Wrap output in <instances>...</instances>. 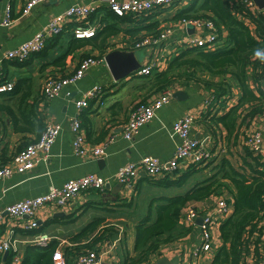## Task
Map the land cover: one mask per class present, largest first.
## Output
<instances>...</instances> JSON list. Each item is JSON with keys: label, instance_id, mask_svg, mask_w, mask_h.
I'll return each mask as SVG.
<instances>
[{"label": "crops", "instance_id": "0c3cea01", "mask_svg": "<svg viewBox=\"0 0 264 264\" xmlns=\"http://www.w3.org/2000/svg\"><path fill=\"white\" fill-rule=\"evenodd\" d=\"M188 1L179 0L178 3L153 9L140 15L133 14L131 17L127 15L123 19L105 15L101 9L92 13L93 15L90 13V16L70 17L66 20L64 31L47 35L45 46L31 53L25 62L19 63L15 59L6 57V51L33 36L37 31L46 29L52 15L64 11L73 3L96 5L107 3L104 0H42L35 3L29 12L23 13L25 0H0V18L7 14L9 7L12 14L9 24L0 25V76H4L7 81H13L14 84L21 77L31 76L33 83L29 90L28 101L23 102L24 107L27 108V103L40 96L37 106L44 117V122L59 120L62 123V129L52 144L47 158L41 159L26 171H15L11 175L0 177V212L11 202L43 193L52 184L62 185L67 179L89 171H95L110 178V183L104 189H86L63 207L42 205L37 212L40 225L35 228L26 230V217H12L4 212L0 233L12 234L17 238L18 251L22 257L21 261H14L12 251H7V253L5 251L3 253L4 264H23L24 251L28 243L33 242L32 237L35 231L47 233L50 239H58L61 250L66 245L87 244L94 241L92 246H83V248L97 249L104 264L109 262L127 264V261L130 262L129 264H159L158 259L163 255L168 258L178 256L177 264H225L214 262V257L218 247L224 241L220 224L227 216L215 215L217 218L214 224L215 246L210 250L195 254V250L201 243L202 215L216 212V203L220 196H228L233 200L236 186L230 178L222 175V161L226 158L238 167L242 164L246 155L247 134L258 128L264 131V110L256 113L249 121L248 119L242 120V116H239V124L230 137L227 136V129L222 122L211 121L209 117L205 119L204 113L211 111V113L218 114L228 110L239 99L241 93L239 85H233L232 94L227 95L225 100L224 96H217L215 90L211 87L208 89L204 83L191 79L183 82L185 77L182 78V76L162 88H156L151 86L152 82H149L151 74L139 73L137 71L139 67L132 73L116 78L105 59V61L92 64L80 78L66 83L59 94L49 98L41 95L42 82L48 73L67 74L75 68L83 55L87 53L101 55L100 43L105 45L104 54L114 48L136 50L138 47L130 46L131 41L136 35L152 30L150 25L155 21H159V27L174 25L172 39L185 34V31H202L203 28L198 27L195 30L193 25L184 30L179 20L180 17L174 16L177 8ZM259 9L264 16V7ZM243 18L254 28V22L246 16ZM115 21L120 27L118 31L106 36L95 32L96 36L91 41H85L90 36L81 38L73 33L77 25L85 26L93 23L98 30L102 25L105 26ZM223 33L226 34V30H223ZM175 47L169 43L165 47L146 45L141 47L142 56L139 51L137 56L142 64L160 56V65L155 69L162 70L168 67L177 45ZM202 74L207 78H220L219 74L209 72ZM119 79H121V85ZM249 83L257 89L253 78L249 79ZM95 84L103 86L104 93L101 100H93L80 110L87 138L90 143H99L110 134H115V137L107 143L105 154L99 157H94L90 151L86 153L75 151L76 132L71 126L72 116L79 111L76 99ZM168 86L174 87V91L184 89V97L172 95L171 99L158 108L156 115L144 123L132 138L125 137L123 135L124 125L135 103L152 98ZM26 89L22 88L21 92ZM210 94L214 95L215 99L212 103L206 104V98ZM0 97L3 98L4 95L1 94ZM14 103H17L16 99ZM184 112H192L196 115L191 132L195 136L200 133L203 142L215 149L213 158L199 164L180 184L160 183L156 178L163 175L152 176L143 170L133 188L123 183L120 185L116 171L122 163L131 159H139L145 154H155L162 159L172 156L180 140V136L173 130V123ZM208 120L214 122L215 130L212 129ZM19 122L24 124L23 121ZM30 127L25 130L16 129L10 113L0 108V164L9 160L20 147L37 135L36 127ZM189 166L185 163L179 168L180 171L170 175L171 178L177 177ZM214 173L221 179V182H224L217 187V192L191 201L182 213H185L188 206L195 205L199 208V214L193 220L180 217L177 225L170 232L173 238L161 242L155 251L148 254L147 258L134 261L140 251L135 245L138 222L150 211H152L151 220L156 217V208L157 204L162 201L161 197L184 193ZM58 210L64 213L56 214ZM92 221L95 223V228L85 230V226ZM83 229L82 235L73 238ZM167 234L169 233L166 232L164 235ZM257 235L261 236L257 246L256 241L244 244L246 246L241 256V264L259 263L260 251L264 247V230L262 233H254L253 237Z\"/></svg>", "mask_w": 264, "mask_h": 264}, {"label": "trees", "instance_id": "16d2710c", "mask_svg": "<svg viewBox=\"0 0 264 264\" xmlns=\"http://www.w3.org/2000/svg\"><path fill=\"white\" fill-rule=\"evenodd\" d=\"M101 5H97L92 13L101 9L105 15L119 19L135 14L132 11L119 14L108 4ZM92 13L90 15H93ZM191 15L213 19L220 30L221 44L211 49L199 44L182 47L170 59L166 69H155L150 73L149 82H152V87L162 88L182 76V78L185 77L183 82L191 79L204 83L208 89L213 88L217 96H224V100L227 95L232 94L233 85H239L241 87L239 99L228 110L218 114L211 113V111L204 113L205 119L209 117L211 121L222 122L227 129V136L230 137L239 124V116H242V120L248 119L249 121L256 113L264 110V60L256 56L257 50L264 52V16L261 10L255 11L248 7L244 0H189L185 5L177 8L174 16ZM245 16L254 22V28L243 18ZM158 22L155 21L150 25L152 30L158 29ZM119 28L115 21L105 26L102 25L95 32L106 36L118 31ZM223 30H226V34ZM96 34L85 41H91ZM99 46L101 47L100 54H104L105 45L100 43ZM15 60L23 63L27 59ZM203 72L219 74L220 78H207L203 76ZM250 78L255 80L257 89L250 85ZM5 80L4 76H0V82ZM32 83L31 76H25L19 78L13 87L0 90V95H4L3 98L0 97V108L10 113L16 129L25 130L31 128L30 126L36 127L37 135L32 138L35 139L41 134L45 122L37 106L40 96L27 103V108L23 105L24 101H28ZM24 87L27 89L21 92ZM41 95L43 97L42 92ZM15 99L17 103H14ZM19 121H23L25 125L20 124ZM208 122L215 130L214 122L209 120ZM245 148L246 155L239 167L226 158L222 161V175L230 178L236 189L233 193V210L220 224L224 241L216 251L214 257L216 263L241 264V256L246 246L244 244L256 241L257 246L261 236L253 237V235L257 232L262 233L264 230V158L256 154L247 144ZM198 166L197 163H191L187 170L175 178H171L170 174H165L156 180L163 184H180ZM178 171L180 169L175 170V172ZM223 183L214 173L184 193L161 197L162 201L157 204L156 217L151 220L152 211H150L137 224L135 245L140 251L134 261L147 258L148 254L155 251L161 242L173 238L170 232L180 220L186 205L195 199L217 192V187ZM94 228L95 223L92 221L84 229ZM84 229L73 238L82 235ZM166 232L169 234L164 235ZM93 243L94 241L87 244L66 245L64 249L62 248L64 259L58 260L55 257V251L60 248L58 239H50L46 244L31 242L24 251L22 262L23 264H76L74 257L78 251L86 249L83 246H92ZM129 263L127 261V264Z\"/></svg>", "mask_w": 264, "mask_h": 264}, {"label": "built area", "instance_id": "2783aa9c", "mask_svg": "<svg viewBox=\"0 0 264 264\" xmlns=\"http://www.w3.org/2000/svg\"><path fill=\"white\" fill-rule=\"evenodd\" d=\"M42 0H25L22 12L26 13L31 10L33 5ZM112 9L119 14L127 11H132L135 14H144L153 9L174 4L176 0H104ZM246 5L253 10H260L255 0H244ZM96 4L73 3L64 11L52 15L48 27L37 31L33 36L23 40L18 45L8 49L5 53L6 57L25 60L35 51L41 50L47 41V35L58 34L65 30L66 20L70 17H85L96 10ZM12 19L11 8L9 7L7 14L0 18V25L9 24ZM179 20L184 26L190 28V25L203 28L202 31L188 32L172 39L174 33V25L168 24L163 27H158L157 30H149L144 32L131 41L130 46L133 48L143 47L146 45H159L165 47L169 43L173 46H191L203 45L205 48H215L222 42L220 30L216 22L208 17L183 16ZM96 27L93 23L87 25H77L73 29V33L78 37H88L95 34ZM174 40V41H172ZM105 54L97 55L95 53H87L81 57L75 68L67 74L50 72L45 75L42 82L43 97H53L61 92L64 85L70 81H75L85 74L87 69L94 63L105 61ZM161 57L156 56L153 60L145 62L138 68L139 73H151L160 65ZM1 73V72H0ZM14 82L6 80L0 82V90L13 87ZM174 87L168 86L164 90L150 99L140 100L135 103L134 107L125 122L123 135L127 138H132L147 121L151 120L158 108L169 101L173 95ZM104 93L103 86L95 84L86 89L83 95L76 99V105L79 111L71 118V126L76 132L74 139V149L78 153L91 152L94 157L103 156L106 152L107 143L115 137V134H110L99 143H90L80 117V110L88 106L91 101L101 100ZM211 95V96H210ZM206 98V104L214 101V95L210 94ZM218 103V102H217ZM196 118L192 112H184L178 116L173 123V130L180 136V140L171 157L162 159L155 154H145L139 159H131L122 163L117 171V179L126 186L133 188L139 174L144 170L147 174L165 175L173 174L185 163L202 164L211 160L215 154L211 147L200 137H196L191 132V126ZM62 129V123L59 120H48L45 122L41 134L35 139L30 140L25 145L20 147L13 156L0 164V177L11 175L15 171H26L37 164L41 159L47 158L52 144ZM246 144L256 153L264 158V131L261 128L249 131L246 136ZM110 178L89 171L77 177L67 179L62 185L52 184L49 189L43 193L32 195L18 199L6 205L4 210L0 212V225L3 221L4 212L12 217H26V230L38 227L40 222L37 218L39 208L44 204H49L53 207H63L69 204L79 193L86 189H104ZM233 200L228 196H220L216 203L215 213L208 212L202 215L200 224L201 243L195 250L196 253L207 251L215 246L214 224L217 221L216 214L222 217L228 216L233 209ZM199 214V208L195 205H190L182 214V218L193 220ZM50 240V236L42 231L33 233V243L46 244ZM12 251V259L21 261V253L18 251L17 238L12 234L0 233V264H4L3 253ZM55 257L64 259L63 250L57 248ZM76 264H104L103 260L95 248L80 249L74 257ZM107 264H116L109 262ZM264 264V247L261 248L259 263Z\"/></svg>", "mask_w": 264, "mask_h": 264}, {"label": "water", "instance_id": "95a60500", "mask_svg": "<svg viewBox=\"0 0 264 264\" xmlns=\"http://www.w3.org/2000/svg\"><path fill=\"white\" fill-rule=\"evenodd\" d=\"M255 2L259 8L264 7V0H255ZM105 58L109 64V67L111 68L113 75L116 78H120L126 74L134 72L142 64V61L137 56L136 50L132 48H114L105 54ZM184 94V89H177L173 92V96L180 98L184 97ZM196 136L200 137V133H197ZM109 183L110 181L107 184ZM119 183L122 185L121 182ZM60 213L62 214L64 211H56V214ZM171 259L172 261H170ZM177 262L178 256L174 258H168L167 256L163 255L158 259L159 264H177Z\"/></svg>", "mask_w": 264, "mask_h": 264}, {"label": "rangeland", "instance_id": "374dc122", "mask_svg": "<svg viewBox=\"0 0 264 264\" xmlns=\"http://www.w3.org/2000/svg\"><path fill=\"white\" fill-rule=\"evenodd\" d=\"M173 47H175V46H173ZM182 47H184V46H178L177 49H176V52H175V53L179 52V51L181 50ZM175 48H176V47H175ZM138 51H139L140 55L142 56L141 52L143 51V49H142L141 47H138V48H136V52H138ZM175 53H174V54H175ZM140 55H139V56H140ZM173 56H174V55H173ZM124 81H125V80H124ZM119 83H120V85H121V83H122V82H121V79H119ZM151 88H152V87H151ZM244 146H245V145H244ZM245 149H246V148H245Z\"/></svg>", "mask_w": 264, "mask_h": 264}, {"label": "clouds", "instance_id": "9594fccd", "mask_svg": "<svg viewBox=\"0 0 264 264\" xmlns=\"http://www.w3.org/2000/svg\"><path fill=\"white\" fill-rule=\"evenodd\" d=\"M256 56L260 57L262 60H264V52H261V51L257 50Z\"/></svg>", "mask_w": 264, "mask_h": 264}]
</instances>
